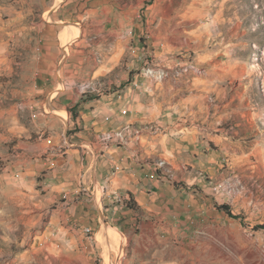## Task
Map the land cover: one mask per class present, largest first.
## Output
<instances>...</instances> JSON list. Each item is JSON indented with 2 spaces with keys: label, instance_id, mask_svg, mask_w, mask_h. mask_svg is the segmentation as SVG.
<instances>
[{
  "label": "rangeland",
  "instance_id": "1",
  "mask_svg": "<svg viewBox=\"0 0 264 264\" xmlns=\"http://www.w3.org/2000/svg\"><path fill=\"white\" fill-rule=\"evenodd\" d=\"M56 1L64 56L85 35L102 52L91 62L105 59L109 71L65 84L56 66L45 80L53 101L35 92L43 104L12 111L8 102L23 97L2 91L19 79L0 78V264H129L134 250H163L156 259L167 264H264V0ZM40 2L0 0V21ZM43 18L51 21L49 10ZM151 58L167 69L160 80L143 75ZM151 89L164 91L156 117L168 123L136 120L99 140L126 148L149 133L150 177L168 187L164 217L158 207L148 215L127 209L124 190L104 197L105 185L90 175L91 130L75 105L57 106L59 92L79 100L116 92L125 104L126 92H137L143 106L140 92ZM137 128V137L114 143ZM181 134H197L199 153L171 167L157 148Z\"/></svg>",
  "mask_w": 264,
  "mask_h": 264
},
{
  "label": "crops",
  "instance_id": "2",
  "mask_svg": "<svg viewBox=\"0 0 264 264\" xmlns=\"http://www.w3.org/2000/svg\"><path fill=\"white\" fill-rule=\"evenodd\" d=\"M59 3L60 1L56 0H41L39 6L34 9H20L15 13L10 10L9 13L5 14L6 17L0 21V78L8 77L11 80L12 77H15L19 79V83L16 84L17 87L13 89L5 87L2 92L8 93L11 101L15 95L23 97L18 102L16 100L12 101L13 103L8 102L10 106L8 110L10 111L18 105H23L24 109L31 105L43 104L32 99V93L35 92L45 96V101L49 98V102H52L53 96L50 98L48 95H50V84L52 86L53 82L49 83L45 80H51L53 75H56V66H58L57 70L60 74L57 76L67 80L65 84H68V80L91 78L101 71L104 73L109 71L103 69L105 59H102L100 63L91 62L92 54H102V52L99 50L94 52L95 48L85 43V35H81L71 44V47L77 51L71 56L70 54L64 56L61 36L65 30L60 25L63 22V17H61V4ZM47 10L50 11L51 21L43 18V13ZM68 16L73 17L71 14ZM131 49L134 53L137 50L136 47ZM61 54L63 58L65 57L63 60ZM27 80H34V82L29 84ZM59 93L57 106L65 109L69 105H75L80 113L79 121L85 129L91 130L92 140L90 141L95 148L91 158L92 160L94 157L96 159L93 172H90V175L92 174V180L98 183L102 182L105 185L106 195L104 197H110V193L124 190L127 192L128 200L130 197L136 205V209L133 210L127 208L126 202H123L127 209L139 210L141 214L148 215L151 209L154 210L155 207H158L160 208V215L163 217L169 213L166 211L167 203L165 201L168 198V187L150 177L152 171L145 161L150 153H155L152 150V141L148 139L149 133L144 131L139 141L131 142L126 148L113 147V145L108 144L104 146L99 140L101 133L118 129L123 124L132 123L136 120L141 122L153 120L159 123L163 120L166 124L167 119L156 117L158 110L160 112L165 107L166 100L163 99L160 102L159 98L160 95L164 94V91L151 89L149 91V94L152 93L151 96L141 91L140 93L147 98L143 106L136 99L137 92H133V94L126 92L124 98L129 101L126 104L125 101H119L122 96H118L119 99L117 97L112 98V96L117 95L116 92L108 93L99 99L86 100L83 98L79 100V98L65 92ZM111 98L112 101L103 103ZM54 103L51 106H54ZM124 107L127 108L123 109ZM128 109L129 114L125 116L121 114L122 110H126L127 113ZM103 116L109 117V119L105 120ZM51 125L54 126L55 124L51 123ZM161 142L164 145L158 146L157 151L161 149L160 156L164 157L171 167L181 164L180 157L182 155L197 159L196 154L199 153L197 134L190 136L181 134L169 145L166 144L169 143L167 139L161 140ZM72 145L70 144V146ZM172 155L174 157H171ZM72 156L73 154L68 151L67 159L70 160L73 158ZM115 165L118 167V171L113 173L111 168ZM159 203L163 205L157 206ZM139 251L144 256L134 254V252ZM134 252H131L128 257L129 264H167L163 259H156V255H163V250H134Z\"/></svg>",
  "mask_w": 264,
  "mask_h": 264
},
{
  "label": "built area",
  "instance_id": "3",
  "mask_svg": "<svg viewBox=\"0 0 264 264\" xmlns=\"http://www.w3.org/2000/svg\"><path fill=\"white\" fill-rule=\"evenodd\" d=\"M144 66L145 67L143 68V75L153 80L162 79L161 71H167V69H165L164 67L159 66V64L156 63L154 58H151L150 60L145 61ZM122 113H126V110H123ZM105 119L108 120L109 117H105ZM138 134H139V129L137 128L136 131H132L131 135H126L124 139L120 140L119 142H114V143L117 144V143L128 141L129 139L137 137Z\"/></svg>",
  "mask_w": 264,
  "mask_h": 264
},
{
  "label": "trees",
  "instance_id": "4",
  "mask_svg": "<svg viewBox=\"0 0 264 264\" xmlns=\"http://www.w3.org/2000/svg\"><path fill=\"white\" fill-rule=\"evenodd\" d=\"M126 207L129 208V209H133V210L136 209V205H135V203L131 200L130 197H129L128 202L126 203ZM218 209H220V210H225V211L227 212V214H230L229 209H228L225 205L218 206Z\"/></svg>",
  "mask_w": 264,
  "mask_h": 264
},
{
  "label": "bare ground",
  "instance_id": "5",
  "mask_svg": "<svg viewBox=\"0 0 264 264\" xmlns=\"http://www.w3.org/2000/svg\"><path fill=\"white\" fill-rule=\"evenodd\" d=\"M164 72H165V71H161V77L163 76ZM116 234H118L116 231H112V233H111V235H112L114 238L117 237Z\"/></svg>",
  "mask_w": 264,
  "mask_h": 264
}]
</instances>
